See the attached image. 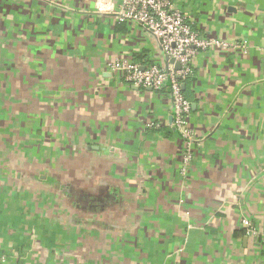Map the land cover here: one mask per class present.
<instances>
[{
	"label": "crops",
	"instance_id": "crops-1",
	"mask_svg": "<svg viewBox=\"0 0 264 264\" xmlns=\"http://www.w3.org/2000/svg\"><path fill=\"white\" fill-rule=\"evenodd\" d=\"M119 1L0 0V264H264V0H171L224 42L182 82L184 173L168 91L107 68L165 63Z\"/></svg>",
	"mask_w": 264,
	"mask_h": 264
},
{
	"label": "built area",
	"instance_id": "built-area-1",
	"mask_svg": "<svg viewBox=\"0 0 264 264\" xmlns=\"http://www.w3.org/2000/svg\"><path fill=\"white\" fill-rule=\"evenodd\" d=\"M115 14L118 21L135 22L148 31L157 41L165 63H152L141 67L136 62L116 57L106 63L107 68L111 72L119 73L128 84L168 91L172 106V125L186 141L181 169L184 173L190 163L189 147L194 140V134L188 126L191 107L184 95L182 82L190 76L192 60L198 52L223 46L224 42L202 36L193 28L192 19L174 6L171 0H120ZM241 225L246 235H259L257 227L249 218H242Z\"/></svg>",
	"mask_w": 264,
	"mask_h": 264
},
{
	"label": "clouds",
	"instance_id": "clouds-1",
	"mask_svg": "<svg viewBox=\"0 0 264 264\" xmlns=\"http://www.w3.org/2000/svg\"><path fill=\"white\" fill-rule=\"evenodd\" d=\"M98 7H99V9H100L101 11H106V10H108V8L110 7V5L101 2V3L98 5Z\"/></svg>",
	"mask_w": 264,
	"mask_h": 264
},
{
	"label": "water",
	"instance_id": "water-1",
	"mask_svg": "<svg viewBox=\"0 0 264 264\" xmlns=\"http://www.w3.org/2000/svg\"><path fill=\"white\" fill-rule=\"evenodd\" d=\"M176 67H178V64H176Z\"/></svg>",
	"mask_w": 264,
	"mask_h": 264
},
{
	"label": "rangeland",
	"instance_id": "rangeland-1",
	"mask_svg": "<svg viewBox=\"0 0 264 264\" xmlns=\"http://www.w3.org/2000/svg\"><path fill=\"white\" fill-rule=\"evenodd\" d=\"M117 19V18H116ZM155 39V38H154Z\"/></svg>",
	"mask_w": 264,
	"mask_h": 264
}]
</instances>
